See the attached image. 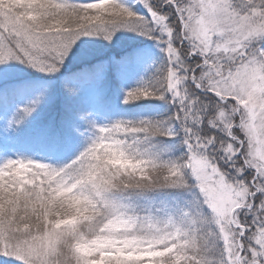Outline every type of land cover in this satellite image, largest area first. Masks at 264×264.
I'll return each mask as SVG.
<instances>
[{"label":"snow or ice","instance_id":"1","mask_svg":"<svg viewBox=\"0 0 264 264\" xmlns=\"http://www.w3.org/2000/svg\"><path fill=\"white\" fill-rule=\"evenodd\" d=\"M138 2L148 15L126 0H0V65L55 74L78 38L111 41L127 29L162 41L167 58L124 101L176 106L167 120L100 127L62 166L0 164V264H264V134L255 128L264 118V0ZM178 130L186 146L178 160L141 147ZM187 187L198 194L173 209L125 198ZM61 189L70 192L57 197Z\"/></svg>","mask_w":264,"mask_h":264},{"label":"rangeland","instance_id":"2","mask_svg":"<svg viewBox=\"0 0 264 264\" xmlns=\"http://www.w3.org/2000/svg\"><path fill=\"white\" fill-rule=\"evenodd\" d=\"M86 3L89 0H73ZM140 14L146 9L138 0H126ZM147 12V11H146ZM162 41L138 32L118 30L111 41L99 35H85L74 43V52L55 74L40 72L20 61H10L0 77V164L9 159L32 160L62 166L74 159L99 134L100 127L111 126L118 120H167L176 111L170 98L141 97L125 102L127 91L141 80H151L166 62ZM72 89V90H69ZM35 106L25 115L22 108ZM60 119V120H59ZM23 124L39 132L36 139L18 140L16 130ZM35 128V129H34ZM183 131L173 138L177 150L166 158L180 159L186 152ZM107 144V142H105ZM112 157L115 150L105 148ZM113 167H124L119 159L108 160ZM194 182L191 178L189 184ZM176 189V188H173ZM182 196L159 208L185 206L198 194V188L187 187ZM70 190L61 189L57 197L67 196ZM75 205L84 208V201ZM145 209H152L146 207ZM208 211L207 208L204 209ZM117 231L125 230L116 225ZM14 264H22L15 260Z\"/></svg>","mask_w":264,"mask_h":264},{"label":"trees","instance_id":"3","mask_svg":"<svg viewBox=\"0 0 264 264\" xmlns=\"http://www.w3.org/2000/svg\"><path fill=\"white\" fill-rule=\"evenodd\" d=\"M135 118L131 120H137ZM37 134H39V132L27 128L26 124H23L21 128L16 130L17 139L21 141L29 140L32 142V139H36ZM141 147H149L151 151L160 152L161 155H163L164 153L168 152L173 154L179 147V144L173 137L158 136L152 138L147 145H141ZM183 193L184 190H181V188H165L155 191H148L142 194H126L125 198L129 199L136 207L140 209H145L146 207L159 208L165 206L171 201H174L178 197L182 196Z\"/></svg>","mask_w":264,"mask_h":264},{"label":"clouds","instance_id":"4","mask_svg":"<svg viewBox=\"0 0 264 264\" xmlns=\"http://www.w3.org/2000/svg\"><path fill=\"white\" fill-rule=\"evenodd\" d=\"M231 106H229L230 108ZM222 111H225L226 113L229 112V109H222ZM221 123H225V121H221ZM255 128L261 133L264 134V118H261L256 124H255ZM237 151H239V149H237ZM222 159V157H221Z\"/></svg>","mask_w":264,"mask_h":264},{"label":"water","instance_id":"5","mask_svg":"<svg viewBox=\"0 0 264 264\" xmlns=\"http://www.w3.org/2000/svg\"><path fill=\"white\" fill-rule=\"evenodd\" d=\"M141 12H143V13H147L144 9H141Z\"/></svg>","mask_w":264,"mask_h":264}]
</instances>
